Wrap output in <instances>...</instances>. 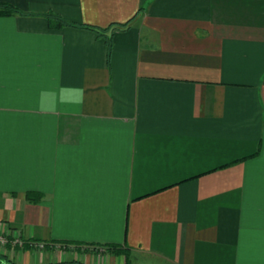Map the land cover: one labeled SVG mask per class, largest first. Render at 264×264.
<instances>
[{
  "label": "crops",
  "instance_id": "obj_1",
  "mask_svg": "<svg viewBox=\"0 0 264 264\" xmlns=\"http://www.w3.org/2000/svg\"><path fill=\"white\" fill-rule=\"evenodd\" d=\"M0 4V261L264 264V0Z\"/></svg>",
  "mask_w": 264,
  "mask_h": 264
},
{
  "label": "trees",
  "instance_id": "obj_2",
  "mask_svg": "<svg viewBox=\"0 0 264 264\" xmlns=\"http://www.w3.org/2000/svg\"><path fill=\"white\" fill-rule=\"evenodd\" d=\"M0 15H4V16H8V15H12L14 13H17V11L10 7V6H7V5H3V4H0ZM47 18H48V21H49V26L51 29H61L65 26H73L75 27L76 25L74 24H70L68 22H66L65 20H63L62 18H60L59 16H56L54 14H49L47 15ZM135 19V18H134ZM130 22H128L126 25H129ZM82 27L86 28V29H90L92 31H95L100 37H105L107 38V42H108V49H109V52L111 50V47H112V39L111 38H108L107 34H106V30H100L98 28H95V27H92V26H85V25H81ZM28 199L31 200V201H34V199L31 197V195H28ZM111 252H113L114 254H122L123 251L120 250L119 248L115 247V246H112V247H109L108 248ZM126 258L128 257V255H125ZM128 264V262L126 263Z\"/></svg>",
  "mask_w": 264,
  "mask_h": 264
},
{
  "label": "rangeland",
  "instance_id": "obj_3",
  "mask_svg": "<svg viewBox=\"0 0 264 264\" xmlns=\"http://www.w3.org/2000/svg\"><path fill=\"white\" fill-rule=\"evenodd\" d=\"M8 242H5L4 244H0L2 247L6 248L7 246L8 247H11L12 249H22V248H31V249H34L35 251L37 250H45L47 249L51 244H45L43 242H33V241H25V240H7ZM42 244H45V245H42ZM52 247V246H50ZM11 262H10V261ZM49 259H47V262L45 263H48ZM21 256L20 255H16V257H13V256H9V259L8 260H5V261H0V264H21ZM31 264H35V261L31 262ZM40 264V263H39ZM49 264V263H48Z\"/></svg>",
  "mask_w": 264,
  "mask_h": 264
},
{
  "label": "built area",
  "instance_id": "obj_4",
  "mask_svg": "<svg viewBox=\"0 0 264 264\" xmlns=\"http://www.w3.org/2000/svg\"><path fill=\"white\" fill-rule=\"evenodd\" d=\"M7 240H10L9 238H7L4 235H0V244H4L5 242H8ZM16 241V240H15ZM45 245V244H42Z\"/></svg>",
  "mask_w": 264,
  "mask_h": 264
}]
</instances>
